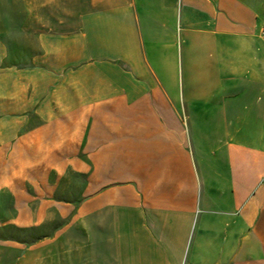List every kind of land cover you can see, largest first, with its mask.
<instances>
[{
	"label": "crops",
	"instance_id": "obj_1",
	"mask_svg": "<svg viewBox=\"0 0 264 264\" xmlns=\"http://www.w3.org/2000/svg\"><path fill=\"white\" fill-rule=\"evenodd\" d=\"M20 5L26 44L0 38V244L27 263L18 233L105 216L107 264H264L257 8Z\"/></svg>",
	"mask_w": 264,
	"mask_h": 264
},
{
	"label": "rangeland",
	"instance_id": "obj_2",
	"mask_svg": "<svg viewBox=\"0 0 264 264\" xmlns=\"http://www.w3.org/2000/svg\"><path fill=\"white\" fill-rule=\"evenodd\" d=\"M264 19V0H249ZM23 16L20 0H0V38L8 45L26 44V38L18 31ZM21 48V47H20ZM59 226L57 219L50 220L32 234L18 233L20 242L34 246L22 263V248L10 243L0 244V264H107V222L98 217L92 223L74 221ZM89 221V220H88ZM62 230L61 233L58 230Z\"/></svg>",
	"mask_w": 264,
	"mask_h": 264
}]
</instances>
